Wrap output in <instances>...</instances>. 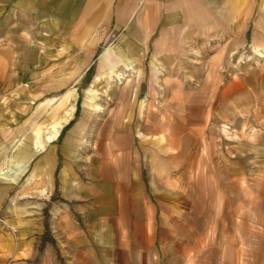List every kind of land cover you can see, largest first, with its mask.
Listing matches in <instances>:
<instances>
[{
  "label": "crops",
  "instance_id": "0c3cea01",
  "mask_svg": "<svg viewBox=\"0 0 264 264\" xmlns=\"http://www.w3.org/2000/svg\"><path fill=\"white\" fill-rule=\"evenodd\" d=\"M252 15L253 0H0V264H264V137L218 124L250 120L216 43ZM91 66L63 99L62 76Z\"/></svg>",
  "mask_w": 264,
  "mask_h": 264
},
{
  "label": "rangeland",
  "instance_id": "374dc122",
  "mask_svg": "<svg viewBox=\"0 0 264 264\" xmlns=\"http://www.w3.org/2000/svg\"><path fill=\"white\" fill-rule=\"evenodd\" d=\"M246 1L248 0H239V3H243ZM35 27L36 26L33 25L31 29L33 30V28ZM246 28H247V32L244 33ZM228 44H231V48L229 47V51L227 52V58H225L224 61L225 66H228V69H231V71L229 72H233V71L235 72V70L236 72L242 71L243 72L242 77H244L243 79L247 81V84L249 83L248 86L251 89L250 95L245 96L247 97V100L243 105V107L248 105L245 108L250 109L248 112L249 114L248 118L250 120L244 122H234V123L222 122L218 124L220 126L222 125L221 128L223 129L247 130L252 132L253 135H260L264 137V0H253V15L249 19V23L247 24V26L238 27L232 43H225V42L216 43L217 45L216 47H220L221 49L217 51H222L223 48ZM52 62H53L52 59L46 58L43 64L48 65V64H52ZM229 72L225 73V77L227 78L226 80H230L235 76ZM86 75L87 73H85L83 77L85 78ZM80 76L81 73L62 76V85L64 87L62 89L63 99L68 100L72 94L75 95L76 93H80V90L83 89V86H85V84L80 83L82 82L81 80L77 84L75 83L68 84L71 79L73 78L80 79ZM151 76L152 78L156 77L155 70H152ZM218 76L219 74H217L216 71L208 72L207 78L214 81L217 79L218 81ZM98 92L100 91L95 90V94H94L95 102L93 103V105L97 104L98 101L97 97H99V99L101 98V95ZM84 101H85V97L81 100V103H78V111L76 112L74 119H77L80 116L79 115L81 114L80 108H83ZM68 108L69 106L67 107L63 106V110H67ZM96 108L97 110L95 111H100V114L98 115V119H95V121H100L102 119V114H103L101 112L103 110H106L105 108L107 107H102V106L100 107L97 105ZM99 124H100L99 122H89V125L85 126L86 127L85 129L89 130V132L95 131L97 130ZM239 140H241V138L226 139V141H233V142ZM256 140L258 139L256 138L254 139L255 144L257 142Z\"/></svg>",
  "mask_w": 264,
  "mask_h": 264
},
{
  "label": "trees",
  "instance_id": "16d2710c",
  "mask_svg": "<svg viewBox=\"0 0 264 264\" xmlns=\"http://www.w3.org/2000/svg\"><path fill=\"white\" fill-rule=\"evenodd\" d=\"M93 66H91L90 68H89V70L87 71V75H86V77L84 78V80H83V83L85 84V85H87L88 84V82L91 80V78L93 77ZM73 120L72 121H70L66 126H64L63 127V129H62V133H64L70 126H72V124H73ZM56 192L57 191H55V194L53 195V197L56 195ZM44 211H45V213H46V209H44ZM46 233V232H45ZM52 241L50 238H46V236H45V238L43 237V242H45V241Z\"/></svg>",
  "mask_w": 264,
  "mask_h": 264
},
{
  "label": "built area",
  "instance_id": "2783aa9c",
  "mask_svg": "<svg viewBox=\"0 0 264 264\" xmlns=\"http://www.w3.org/2000/svg\"><path fill=\"white\" fill-rule=\"evenodd\" d=\"M6 225L5 220L3 217L0 216V227H4ZM10 228V227H9ZM10 230L14 233V230L10 228Z\"/></svg>",
  "mask_w": 264,
  "mask_h": 264
}]
</instances>
